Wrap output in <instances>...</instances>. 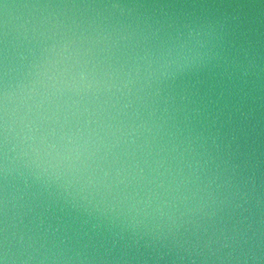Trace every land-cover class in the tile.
I'll return each instance as SVG.
<instances>
[{
  "label": "water",
  "instance_id": "1",
  "mask_svg": "<svg viewBox=\"0 0 264 264\" xmlns=\"http://www.w3.org/2000/svg\"><path fill=\"white\" fill-rule=\"evenodd\" d=\"M0 264H264V0H0Z\"/></svg>",
  "mask_w": 264,
  "mask_h": 264
}]
</instances>
